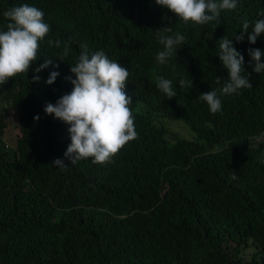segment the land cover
I'll list each match as a JSON object with an SVG mask.
<instances>
[{
  "label": "trees",
  "instance_id": "1",
  "mask_svg": "<svg viewBox=\"0 0 264 264\" xmlns=\"http://www.w3.org/2000/svg\"><path fill=\"white\" fill-rule=\"evenodd\" d=\"M25 3L44 12L50 33L29 73L0 84V264H264V72L248 52L264 53V33L255 44L234 39L245 19L249 32L264 19V0H238L203 25L156 0H0V30L4 11ZM165 27L186 40L161 64L155 31ZM225 36L244 56L252 88L222 96L213 114L198 96L228 82L217 56ZM56 40L60 47L49 43ZM82 46L130 72L125 91L138 135L103 165L71 164L70 126L45 112L73 90L66 78L75 79ZM53 71L59 76L47 85ZM159 77L172 81L175 97L158 88ZM57 159L67 167L52 165Z\"/></svg>",
  "mask_w": 264,
  "mask_h": 264
},
{
  "label": "clouds",
  "instance_id": "2",
  "mask_svg": "<svg viewBox=\"0 0 264 264\" xmlns=\"http://www.w3.org/2000/svg\"><path fill=\"white\" fill-rule=\"evenodd\" d=\"M156 3L171 10L184 22L199 25L218 21L223 11L235 10L238 6V0H156ZM44 15L41 9L26 3L4 11L7 24L5 30H0V84H6L19 74L29 73L38 60L40 43L50 33V26L45 22ZM249 28L250 24L245 19L242 31L234 39L243 42L247 36L248 41L255 44L257 38L264 33V19L255 21L251 25V32ZM155 32L164 46L158 52L156 60L164 64L174 54L176 46L185 42L186 37L179 32L166 35L172 32L171 27ZM49 43H54L56 47L61 45L59 40ZM218 45L217 56L222 66L228 70V82L221 88L198 96L199 100L207 103L213 114L221 111L222 96L252 88L250 74L244 68V56L234 47L233 39L225 36ZM82 49L75 65L70 68L75 79L71 76L66 78L74 85L73 90L70 94L63 95L55 104H47L45 112L70 126L68 132L71 143L64 156L71 164L93 158L94 163L103 165L111 162L112 157L138 135L130 107L133 101L125 91L130 72L128 68L110 59L103 50L89 54L86 46H82ZM69 51L70 47L65 45L59 59L64 61ZM248 52L254 61L253 70L256 73L264 72V53L251 48ZM50 64L52 59L35 69L37 75L33 77V82L40 81L38 74ZM58 76L59 72H51L45 83L53 85ZM220 82V78H217L216 83L219 85ZM180 84L183 86L185 81L181 80ZM157 86L170 99L176 96L171 80L159 77ZM34 119L39 121L40 117L36 116ZM52 165L67 167L60 159L53 161Z\"/></svg>",
  "mask_w": 264,
  "mask_h": 264
},
{
  "label": "rangeland",
  "instance_id": "3",
  "mask_svg": "<svg viewBox=\"0 0 264 264\" xmlns=\"http://www.w3.org/2000/svg\"><path fill=\"white\" fill-rule=\"evenodd\" d=\"M167 125H169L170 130L174 132L177 136H180L181 138H184L187 140H190L193 138V133L191 132V130L187 128L186 126H184L182 123L167 121ZM9 130L11 131V133ZM6 132H7L6 139H9L12 136V134H15L17 131L14 128V129H7ZM5 141L7 144H11L7 140Z\"/></svg>",
  "mask_w": 264,
  "mask_h": 264
}]
</instances>
